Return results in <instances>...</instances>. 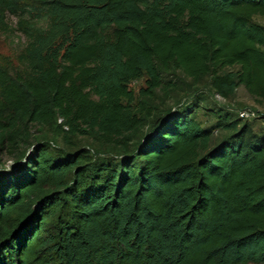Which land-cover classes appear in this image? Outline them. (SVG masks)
Masks as SVG:
<instances>
[{"label": "trees", "instance_id": "1", "mask_svg": "<svg viewBox=\"0 0 264 264\" xmlns=\"http://www.w3.org/2000/svg\"><path fill=\"white\" fill-rule=\"evenodd\" d=\"M8 14L25 71L0 66V153L24 159L0 171V264L264 263V114L198 88L264 103V0H0V30ZM54 124L72 149L33 141Z\"/></svg>", "mask_w": 264, "mask_h": 264}, {"label": "rangeland", "instance_id": "2", "mask_svg": "<svg viewBox=\"0 0 264 264\" xmlns=\"http://www.w3.org/2000/svg\"><path fill=\"white\" fill-rule=\"evenodd\" d=\"M255 19L264 24V15H257ZM18 18L8 14L7 23L9 26L8 30H0V66L6 69L9 73L17 75L18 73L24 72L25 68L19 60V55L26 45L25 36L17 30ZM146 78L143 77L129 86V88L134 92L136 98H140V91L142 88L146 87L145 83ZM201 90L208 92L209 99L213 105L229 107L230 110L238 112V110L250 107L258 111L259 116L264 114V103L258 102L255 98L249 93L244 85H240L233 96L229 99H225L219 94H216L212 89L208 88L206 85L202 87L199 86ZM162 93L159 98L156 99V104L159 108L172 107L175 106L178 102H184L188 100V95L185 92L179 91L176 100L173 99H163ZM156 112V110H155ZM62 118L58 119V122ZM258 125L262 124L261 120H257ZM33 132V141L38 140L39 142L48 141L51 143L53 149L55 150H70L73 146L66 141V136L70 135L66 130L57 126L56 124L51 126H38L35 125L32 128ZM73 142L76 145L81 147H90L92 150H95L99 155H103L106 152L111 154L113 146L101 142L100 139L93 133L91 134H82L77 133L75 136H70ZM23 148V147H22ZM25 149V148H24ZM22 149V151H24ZM32 148L26 149L25 152L29 153ZM93 154H95L93 152ZM18 154L10 152V150H4L0 153V171H13L18 167ZM22 158L21 160H23ZM20 160V161H21ZM19 161V162H20ZM264 264V263H263Z\"/></svg>", "mask_w": 264, "mask_h": 264}, {"label": "built area", "instance_id": "3", "mask_svg": "<svg viewBox=\"0 0 264 264\" xmlns=\"http://www.w3.org/2000/svg\"><path fill=\"white\" fill-rule=\"evenodd\" d=\"M238 116L245 120H252V119L259 117V113L257 110L253 108L245 107V108L238 110Z\"/></svg>", "mask_w": 264, "mask_h": 264}]
</instances>
